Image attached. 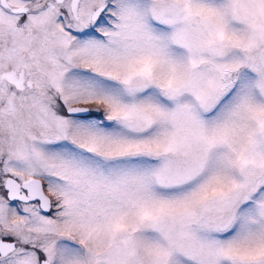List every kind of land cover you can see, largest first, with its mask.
Wrapping results in <instances>:
<instances>
[{
  "label": "rangeland",
  "instance_id": "1",
  "mask_svg": "<svg viewBox=\"0 0 264 264\" xmlns=\"http://www.w3.org/2000/svg\"><path fill=\"white\" fill-rule=\"evenodd\" d=\"M117 3L101 58L57 38V110L39 96L9 128L62 209L26 206L0 264H264V0Z\"/></svg>",
  "mask_w": 264,
  "mask_h": 264
},
{
  "label": "flooded vegetation",
  "instance_id": "2",
  "mask_svg": "<svg viewBox=\"0 0 264 264\" xmlns=\"http://www.w3.org/2000/svg\"><path fill=\"white\" fill-rule=\"evenodd\" d=\"M117 1L0 0V205L4 207L2 221H5H0V233L3 231L0 246L13 249L6 255L0 252L1 258L18 252L14 231L7 234L6 231L9 227L25 229L26 206L42 207V203L48 201L49 210L42 208L41 211L49 217L62 209L61 201L48 193L44 180L34 175L24 177L20 153H9L6 143L9 128L23 118L25 102H37L39 96H51L47 109L50 112L57 110L56 97L62 95L61 82L65 75V71L57 72V38L59 44L66 39L59 55L68 64L72 59L84 57L79 50L84 55L96 53L97 58H101L108 30L114 28L118 18L114 12ZM154 16V23L158 22L160 28L168 26L160 12ZM88 41L93 47L87 46L85 42ZM83 107H88L90 112L74 117L95 116L90 106ZM65 112L68 114L67 110ZM80 249L85 253L84 246ZM43 259L46 258L41 257Z\"/></svg>",
  "mask_w": 264,
  "mask_h": 264
},
{
  "label": "water",
  "instance_id": "3",
  "mask_svg": "<svg viewBox=\"0 0 264 264\" xmlns=\"http://www.w3.org/2000/svg\"><path fill=\"white\" fill-rule=\"evenodd\" d=\"M68 114L74 115V116H85L90 112V109L88 107H79V106H74L71 107L67 110ZM48 201H45V204L42 203V208L44 211H48L49 208L47 206ZM13 249H4L2 246H0V252L2 255H6L8 252L12 251ZM41 264H50L48 261L43 260Z\"/></svg>",
  "mask_w": 264,
  "mask_h": 264
}]
</instances>
